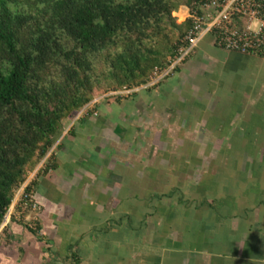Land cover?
Listing matches in <instances>:
<instances>
[{
    "label": "crops",
    "instance_id": "obj_1",
    "mask_svg": "<svg viewBox=\"0 0 264 264\" xmlns=\"http://www.w3.org/2000/svg\"><path fill=\"white\" fill-rule=\"evenodd\" d=\"M187 9L180 6L173 15L184 18ZM142 88L145 87L131 90L119 105H130L127 101H149L146 103L147 111L155 113L151 109L156 108L151 107L150 103L161 101L163 106L159 111L175 108L178 116L167 111L163 113L168 121H176L181 133L195 131L192 123L200 122V116H204L202 113L208 112L205 106L208 109L212 101L225 107L228 104L223 101H238L233 116L228 115L224 120L216 118L209 129L204 122L200 124L201 130L217 138L220 136L217 133L222 130L220 122H226L228 118L229 124L223 127L222 137L232 135L241 144L247 142L252 147L247 145L242 148L232 160L227 159V153L222 155V160L218 155L217 159L205 164L203 172L194 174L193 183L186 182L188 186L192 185L186 192L196 197L195 188L200 180L204 179L207 184L216 181L213 183L216 184L215 193L207 189V193H210L208 201L215 208L166 209L155 212L154 220L147 216L145 224L135 228L133 223L140 211H125L120 206L123 197L134 200L136 191L132 185L142 180L136 177L132 169H120L115 165L119 155L115 148L110 152L115 158L110 157L113 167L105 165L104 169L105 161L98 165L100 161L96 162V156L99 146H91L92 143L82 138V133L75 131L72 134L71 127L66 126L51 148L55 159L53 166L46 169L47 173L36 177L38 170L47 167L44 159L41 160L30 173L31 179L25 182L36 179L33 192L38 210L30 213V216H37L42 235L11 220V213L0 228V264H264V57L223 50L214 44L210 36H206L172 75L154 88ZM133 92L135 95L131 94ZM177 101H187L185 105L190 106L189 114L177 109ZM115 103L116 100L111 104ZM131 106L133 108V104ZM92 107L87 105L85 112L76 116L78 122L83 124L86 121V112ZM184 112L187 116L179 120ZM193 112H197V117H192ZM108 121H111L109 117L104 121L107 127ZM89 127L98 128L99 125L91 123ZM103 131L100 129L101 134ZM75 141L80 148L78 154L74 155L77 166H67L68 157L74 154ZM214 152L217 153L216 150ZM247 157L251 160H246ZM79 159L85 161V167L77 163ZM253 160L256 161L254 167ZM69 162L72 163V160ZM106 169L109 172H104ZM98 176L100 186L97 185L98 189L88 194L86 186L95 183ZM126 177L127 181L123 182L122 179ZM82 182H85L84 187ZM54 187L55 193H51ZM236 190L242 195L239 203L243 202V205L252 201L251 197H259L258 202L252 201L256 203L254 208L244 212L233 210L236 212L233 215L220 211L219 206L224 201L233 204ZM54 196L57 198L55 202H64L67 206L57 213L45 211L43 203L52 201ZM259 202L261 204H257ZM86 206L87 210L83 212ZM123 212L132 214L135 220L127 223L121 221ZM224 213L231 218L220 220ZM202 227L208 233V243L200 241L202 235L199 230Z\"/></svg>",
    "mask_w": 264,
    "mask_h": 264
},
{
    "label": "trees",
    "instance_id": "obj_2",
    "mask_svg": "<svg viewBox=\"0 0 264 264\" xmlns=\"http://www.w3.org/2000/svg\"><path fill=\"white\" fill-rule=\"evenodd\" d=\"M196 1L0 0V224L16 191L39 162L44 159L47 167L38 170L36 177L53 166L52 146L72 118L94 99L95 91L104 94L144 86L154 69L165 66L191 25V19L176 17L173 12L180 6L194 9ZM154 87L156 84L147 88ZM128 95L113 97L119 104ZM127 102L131 106L133 101ZM151 102L150 106L158 111L163 106L161 101ZM177 102L179 109L187 103ZM100 107L88 109L83 124L100 126L108 116L102 115L105 110ZM94 108L100 114L92 121L89 117ZM215 120H207L204 125L209 129ZM220 124L222 130L217 138L222 139L229 120ZM70 131L74 134L76 130ZM128 131L130 135L132 127ZM189 155V159L179 161L185 162L180 170L167 168L170 176L160 190L149 186L144 197L136 191V201L130 203L122 198L121 210L140 211L133 223L135 228L144 225L147 216L154 220L155 212L166 209L215 208L207 197L215 193L216 181L207 184L200 180L195 188L196 197L190 195L186 200L185 192L192 185H177L176 173L169 171L184 173V165L198 161ZM34 184L36 179L26 185L25 191L33 190ZM241 196L236 190L233 204L224 201L220 211L230 215L236 213L233 210L249 211L256 205L252 201L259 199L251 197L252 201L243 205L239 203ZM225 217L231 218L224 213L219 219ZM22 218L11 216V220L34 232ZM120 220L127 223L135 219L123 212ZM199 233L201 243H208L206 229L200 228Z\"/></svg>",
    "mask_w": 264,
    "mask_h": 264
},
{
    "label": "rangeland",
    "instance_id": "obj_3",
    "mask_svg": "<svg viewBox=\"0 0 264 264\" xmlns=\"http://www.w3.org/2000/svg\"><path fill=\"white\" fill-rule=\"evenodd\" d=\"M253 26H255V24H253ZM128 93L121 92L120 94L126 95ZM113 95H115V92L102 94L98 91H95L94 99L89 103L90 106L99 104L101 105L100 108L105 110L102 115L104 113L107 114V117H109V119L111 120L107 122L108 127L104 125V122H102L98 128H88L86 125L84 126L83 124H80L76 116L78 114L84 113L85 108L87 107L86 106L72 118V120L67 124V128L71 127V129H75L77 131V134L79 132L82 133V138L86 139L87 142L92 143L91 146H99L98 154L96 156V162L100 161L97 162V164L101 166L102 162L105 161L106 164H104L103 166L104 169L105 165L113 167V165L111 164L112 155L110 154V152L112 151V148L118 150V158L112 159H115L117 163L115 165L119 166L120 169L122 167H126L129 170L132 169L136 177L142 180L141 183L137 181L135 185H132V189L141 193V196L146 193L149 186L153 187L154 190H160L163 185L167 183L166 181L170 176L167 175V173L170 174L169 172H167V168L170 167L180 170V167L185 162L179 163V161L189 159V154H191L198 161L193 162L192 164H190V166L184 165V173L174 171L173 169L169 170L171 171V174L176 173L175 175L177 177V185H187V181L193 183V180L196 177V175L194 174L203 172L205 170V164L209 160L213 161L217 159L218 155L220 157V160H222V155H224L225 153H227V159L232 160L234 159L235 155L241 151L242 148H245L248 145L247 142L241 144L232 135L227 134L225 135L226 137H222V139L213 138L209 134L210 132L208 133V131L206 130H201L202 125L200 124H204V122H206L207 120L208 122H211L216 118L224 120L228 115H232L233 113H235L238 107L236 101H223L224 103L228 104L227 107H225L224 105H220L219 102L212 101L211 104H209L208 109L205 106V109L208 111L202 113L203 115H205V117L202 116L200 122H191L192 124H194L195 131L181 133L178 130L179 128H177L178 124L176 123V121H168L167 115L163 113L164 111H167L168 114L178 116L175 108L171 109L170 111H168L167 109L158 111L157 109L150 108L153 112H155L150 113L146 108V103H149V101H134L132 102L133 108H131V106L127 103H122L120 105L118 103H115L112 105L111 103L114 101ZM188 102L191 103L192 101ZM177 109L184 110L187 113V111L190 110V106L185 105L183 108ZM99 114V110L97 108H94L91 119H94L95 121L99 118ZM180 117L182 118L184 116H179V118ZM192 117H197V112H193ZM115 119L118 120L116 121ZM116 123L118 125H116V127L114 128L113 125H115ZM129 127H132L133 130L130 135L128 131ZM100 129L104 130L102 134L100 133ZM96 131L99 132L100 135L97 136ZM240 132L243 133L244 131L240 130ZM74 144V154L69 156L67 159V165L70 164L71 166L75 165L76 158L74 155L78 154L80 150L79 145L76 141L74 142ZM247 147H252V145H248ZM215 150L217 151V153L214 152ZM248 152H250V150ZM70 159L72 160V163L69 162ZM245 159L248 161L251 160L250 157H247ZM81 160L83 159L77 160V163L80 164V166L85 167V161L83 162ZM171 161L172 163H170ZM255 165L256 161L253 160V167ZM229 166H231V163ZM100 168L101 167L96 169V175H98ZM104 172H109V169L104 170ZM127 173L128 172H126L124 175L126 176ZM28 178L31 179V174L27 176V179ZM90 178L91 177L88 178V182ZM127 179L128 177H126V179H122V181L126 182ZM99 180L100 178L98 176L95 183L86 186V188L89 189L88 194L98 189L97 185L100 186ZM92 181H94V179ZM84 185L85 182H82L83 187ZM184 188L186 187L184 186ZM54 189L55 187L53 188V190H51V193H55ZM185 193L187 195L186 200H188L189 194L187 192ZM17 196L18 193L15 195L14 199H16ZM54 197L55 198H51L52 201L47 200L43 203L45 211L57 213L58 211H61L62 208L64 209V207L67 206L64 202H55L54 199L57 198L56 196ZM125 200H128V198L126 197ZM130 202L131 201L129 200V203ZM15 205L16 204H14L11 209V206L9 207V210L5 215L4 223L7 221V219H9L10 212L14 211ZM86 210L87 206L82 209L83 212ZM168 210L170 211V209ZM85 215L86 213L83 214V217ZM16 216L20 215L16 214ZM24 217L28 218L29 216L24 215ZM24 217L22 218V221L25 223ZM74 221H76V217L74 218Z\"/></svg>",
    "mask_w": 264,
    "mask_h": 264
},
{
    "label": "built area",
    "instance_id": "obj_4",
    "mask_svg": "<svg viewBox=\"0 0 264 264\" xmlns=\"http://www.w3.org/2000/svg\"><path fill=\"white\" fill-rule=\"evenodd\" d=\"M195 5L194 9L187 7L185 17L191 19V25L181 37L175 53L168 58L165 66L154 69L147 84L140 87L158 84L172 75L206 36H210L214 44L223 50L264 57V0H197ZM18 201L19 214L37 211L32 190L22 189ZM31 219L33 223L29 226L41 234L35 224L36 215H32Z\"/></svg>",
    "mask_w": 264,
    "mask_h": 264
},
{
    "label": "clouds",
    "instance_id": "obj_5",
    "mask_svg": "<svg viewBox=\"0 0 264 264\" xmlns=\"http://www.w3.org/2000/svg\"><path fill=\"white\" fill-rule=\"evenodd\" d=\"M139 88V87H138ZM134 89V88H133ZM136 89V88H135ZM121 91V90H120ZM117 92V91H116ZM115 92V94H120V93H116ZM129 94V93H128ZM127 95V94H126ZM27 181V180H26ZM25 181V182H26ZM25 182L20 186V188L16 191V193H15V195L18 193H20V191L23 189V191H25V187H26V185L28 184V182L25 184ZM32 192H33V190H32ZM33 196H34V192H33ZM15 197V196H14ZM34 200H35V197H34ZM18 203H19V201H18V196L16 197V199H14L13 198V200H12V202H11V207H10V209L13 207V205L14 204H16L15 205V207H14V211H12V212H10V215H11V213L13 214V215H15L16 216V214H18V215H20V216H16L18 219H20L21 217H24V215H27V216H29L28 218H25V223L26 224H28L29 225V222H31L32 221V216H30V212L29 213H26V214H19L18 212H19V210H17L16 208H17V206H18ZM36 203H38V202H36ZM37 207H38V204H37ZM38 209V208H37ZM8 210H9V208H8ZM7 210V211H8ZM7 213V212H6ZM6 215V214H5ZM10 217V216H9ZM37 217V216H36ZM4 219H5V216H4ZM4 219H3V221H2V223L0 224V228H1V226L4 224ZM36 222H37V219H36ZM37 226V228L39 229V226H38V224L36 225ZM31 229H33V231L36 233V234H38L39 235V233H38V230L37 229H34V228H32V226H29ZM40 230V229H39ZM41 231V230H40Z\"/></svg>",
    "mask_w": 264,
    "mask_h": 264
}]
</instances>
